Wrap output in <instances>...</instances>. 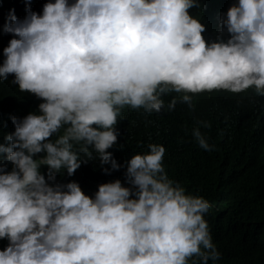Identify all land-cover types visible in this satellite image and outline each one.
<instances>
[{
	"label": "clouds",
	"instance_id": "clouds-1",
	"mask_svg": "<svg viewBox=\"0 0 264 264\" xmlns=\"http://www.w3.org/2000/svg\"><path fill=\"white\" fill-rule=\"evenodd\" d=\"M194 3L30 0L9 17L0 79L24 97L1 120L0 264H215L219 193L174 184L161 141L112 148L135 119L186 110L179 124L209 150L199 103L264 125V0L201 22ZM94 174L115 180L87 186Z\"/></svg>",
	"mask_w": 264,
	"mask_h": 264
},
{
	"label": "trees",
	"instance_id": "trees-1",
	"mask_svg": "<svg viewBox=\"0 0 264 264\" xmlns=\"http://www.w3.org/2000/svg\"><path fill=\"white\" fill-rule=\"evenodd\" d=\"M236 3L238 0H195L187 12L200 22L207 21L226 17L227 9ZM25 4L30 0H0V65L5 59L3 49L10 39L18 38L6 32L4 26ZM15 84L13 73L0 79V132L4 130L2 118L20 113L23 106L24 96ZM199 104L203 125L199 132L204 137L206 122L209 150L199 148L196 139L192 140L185 126L179 124L186 118V110L135 119L120 131L112 148L117 157H122L146 142L165 143L163 170L174 184L193 196L213 197L219 193L211 222L207 223L210 240L222 254L215 264H264V125L249 124L238 111L234 114L215 103ZM86 161L87 165H97L93 159ZM104 176H85L84 183L98 188L115 180L111 175ZM119 180L122 186L128 185L126 179ZM193 257L194 264H200V257L194 254L189 258Z\"/></svg>",
	"mask_w": 264,
	"mask_h": 264
}]
</instances>
